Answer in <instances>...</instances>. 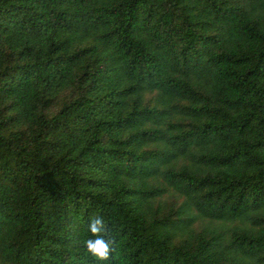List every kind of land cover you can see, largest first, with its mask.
<instances>
[{"label":"trees","instance_id":"trees-1","mask_svg":"<svg viewBox=\"0 0 264 264\" xmlns=\"http://www.w3.org/2000/svg\"><path fill=\"white\" fill-rule=\"evenodd\" d=\"M0 264H264V0H0Z\"/></svg>","mask_w":264,"mask_h":264},{"label":"clouds","instance_id":"clouds-1","mask_svg":"<svg viewBox=\"0 0 264 264\" xmlns=\"http://www.w3.org/2000/svg\"><path fill=\"white\" fill-rule=\"evenodd\" d=\"M88 230L91 237L83 242L87 253L97 261H107L114 250V240L109 234L108 225L103 217L95 216L90 218Z\"/></svg>","mask_w":264,"mask_h":264}]
</instances>
